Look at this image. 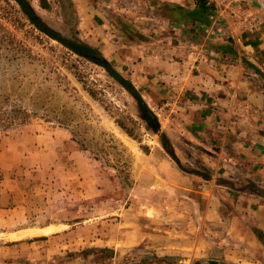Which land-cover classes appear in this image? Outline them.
I'll return each instance as SVG.
<instances>
[{
	"label": "rangeland",
	"instance_id": "obj_1",
	"mask_svg": "<svg viewBox=\"0 0 264 264\" xmlns=\"http://www.w3.org/2000/svg\"><path fill=\"white\" fill-rule=\"evenodd\" d=\"M206 1L227 12L217 29L206 18L203 34L246 29L245 6ZM28 2L60 36L80 38L87 9L78 0ZM120 10L110 11L113 39L148 42L134 13ZM106 43L91 46L104 56ZM107 60L136 87L129 65ZM156 116L152 130L115 77L37 28L15 0H0V264H264V234L247 232L242 193L189 166L181 152L190 147Z\"/></svg>",
	"mask_w": 264,
	"mask_h": 264
},
{
	"label": "crops",
	"instance_id": "obj_2",
	"mask_svg": "<svg viewBox=\"0 0 264 264\" xmlns=\"http://www.w3.org/2000/svg\"><path fill=\"white\" fill-rule=\"evenodd\" d=\"M78 1V7L87 9L77 26L78 36L89 45L110 44L112 52L102 54L118 62L121 70L129 65L136 87L166 135L176 143L183 137L190 147L181 152L182 159L227 178L228 187L242 193L247 232L264 234V198L251 186L264 188V0H235V8L247 9V27L240 35L229 32L223 38L199 29L208 18L212 28H218L221 14L227 12L219 4L202 22L197 0ZM119 8L134 13L131 23L149 37L148 42L113 39L116 25L110 11ZM138 8L147 11L136 12ZM227 21L230 24V18ZM192 27L194 32L189 31ZM217 43L232 48L218 49ZM204 181L209 183L204 197L212 212L213 184ZM236 183L247 184V192L237 190Z\"/></svg>",
	"mask_w": 264,
	"mask_h": 264
},
{
	"label": "trees",
	"instance_id": "obj_3",
	"mask_svg": "<svg viewBox=\"0 0 264 264\" xmlns=\"http://www.w3.org/2000/svg\"><path fill=\"white\" fill-rule=\"evenodd\" d=\"M15 1L21 6L23 12L37 28H39L50 37L56 38L59 42L63 43L73 52L102 66L111 76L115 77L123 86L127 88L130 94L135 98L139 116L141 117V119H143L147 123L148 127H150L152 130L158 129L159 124L156 114L149 108L136 87L129 80L125 79L119 72H117L109 63V61L104 56H102L94 47L78 37L64 38L60 36L59 33H57L41 18V16L30 5L28 0ZM197 4L199 6L198 11L200 13L198 14V18L200 21L205 22V19L211 14L209 13L210 7L208 6L206 0H197ZM214 43L215 42H213V44ZM214 47L218 49H224L225 51H227L228 49L231 50L232 48L230 46L223 47L221 46V44L218 45V43Z\"/></svg>",
	"mask_w": 264,
	"mask_h": 264
},
{
	"label": "water",
	"instance_id": "obj_4",
	"mask_svg": "<svg viewBox=\"0 0 264 264\" xmlns=\"http://www.w3.org/2000/svg\"><path fill=\"white\" fill-rule=\"evenodd\" d=\"M168 153H169L170 155H172L173 157H175V154H174L173 151H168ZM177 164L180 165V162L177 161ZM192 172H193V173H196V174H199V175H201V176L204 177V178H209V176H208L207 174H205V173H203V172H201V171H196V170H194V171H192ZM252 187H253V189H254L255 191H257L259 194H261L262 196H264V190H263L262 188H260V187H258V186H255V185H252Z\"/></svg>",
	"mask_w": 264,
	"mask_h": 264
},
{
	"label": "bare ground",
	"instance_id": "obj_5",
	"mask_svg": "<svg viewBox=\"0 0 264 264\" xmlns=\"http://www.w3.org/2000/svg\"><path fill=\"white\" fill-rule=\"evenodd\" d=\"M51 228V227H50ZM44 230V229H43ZM46 232H47V230H46Z\"/></svg>",
	"mask_w": 264,
	"mask_h": 264
}]
</instances>
